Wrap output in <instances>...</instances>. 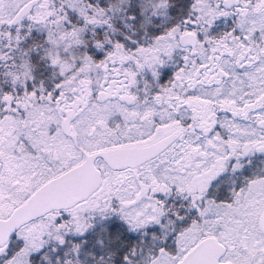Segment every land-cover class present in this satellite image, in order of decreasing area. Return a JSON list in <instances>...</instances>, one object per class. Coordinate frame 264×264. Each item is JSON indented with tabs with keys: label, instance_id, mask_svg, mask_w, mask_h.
Masks as SVG:
<instances>
[{
	"label": "snow or ice",
	"instance_id": "snow-or-ice-1",
	"mask_svg": "<svg viewBox=\"0 0 264 264\" xmlns=\"http://www.w3.org/2000/svg\"><path fill=\"white\" fill-rule=\"evenodd\" d=\"M0 264H264V0H0Z\"/></svg>",
	"mask_w": 264,
	"mask_h": 264
}]
</instances>
